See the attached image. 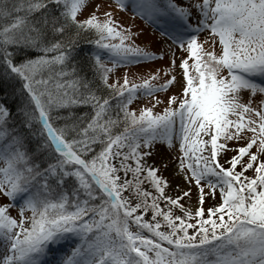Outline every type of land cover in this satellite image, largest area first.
Masks as SVG:
<instances>
[{
    "label": "snow or ice",
    "instance_id": "obj_1",
    "mask_svg": "<svg viewBox=\"0 0 264 264\" xmlns=\"http://www.w3.org/2000/svg\"><path fill=\"white\" fill-rule=\"evenodd\" d=\"M104 8L0 0V264H264V0Z\"/></svg>",
    "mask_w": 264,
    "mask_h": 264
},
{
    "label": "rangeland",
    "instance_id": "obj_2",
    "mask_svg": "<svg viewBox=\"0 0 264 264\" xmlns=\"http://www.w3.org/2000/svg\"><path fill=\"white\" fill-rule=\"evenodd\" d=\"M98 2L101 4V9L100 11H104V5L107 3V0H98ZM113 3V7H114V0H112ZM91 11V5H89L88 8L84 9V13L83 14H87ZM116 16L119 18V20L121 22H124L128 25H131V32L133 33V40H135V42L137 44H140L141 46H145L148 45L150 46V50L152 51H158L160 49L161 46V42L163 40V38L160 36L159 31H157L151 24H149L146 20L142 19L139 16H133L132 12H131V4L129 2L128 7L125 10H117L116 11ZM142 30V31H140ZM205 37V33L202 32L199 34L198 36V40H203ZM115 42V41H113ZM212 44V41L209 39L208 41L205 42L204 47H209ZM217 45H218V40H217ZM217 50H219L217 48ZM164 51L166 53L165 57L163 60L157 59V60H152V61H146V62H142L138 65H129L128 70H129V75H130V79L135 80L137 75H139L140 77H143L146 74V70L149 68H155L158 67L160 65L165 64L168 59L170 58V53L167 52V48H164ZM186 55V53H184ZM179 55L177 56V62H179ZM124 66L122 65H117L116 69H114V71L117 74H121L123 72ZM177 72H179V69H177ZM155 83H159L160 81H154ZM171 90V89H170ZM157 97L159 98H166L167 96V92L164 93H156L155 94ZM150 101V97H141L137 100H135L133 102V104L131 105V107L136 108L137 110H139V107L141 104H146L147 102ZM164 105L163 104H157L153 111H161L163 109ZM252 150H255V146L253 147ZM165 176H168V178L170 180H174L177 183L181 184V187H185L186 185L179 180L178 177H173L170 172H165L164 173ZM192 187V193H191V199H186V198H181V203H183L185 205V207H189V208H195L197 206V190L196 187L193 185ZM169 191H173V189H169ZM205 191L207 192L208 189L205 188ZM175 194V193H174ZM219 190H216V194H215V199H213L210 196H206L204 203H203V207L205 209H207L209 206H212L215 203H219ZM179 210V209H178ZM13 211H15L13 209ZM214 218H216L214 216ZM162 228H164V226L162 225ZM189 231H191V229H189Z\"/></svg>",
    "mask_w": 264,
    "mask_h": 264
},
{
    "label": "trees",
    "instance_id": "obj_3",
    "mask_svg": "<svg viewBox=\"0 0 264 264\" xmlns=\"http://www.w3.org/2000/svg\"><path fill=\"white\" fill-rule=\"evenodd\" d=\"M82 110V109H81ZM174 211H176L177 213L179 212L178 208H174Z\"/></svg>",
    "mask_w": 264,
    "mask_h": 264
}]
</instances>
